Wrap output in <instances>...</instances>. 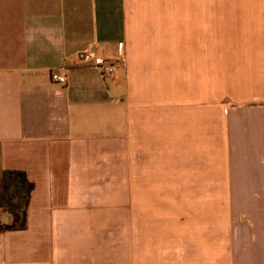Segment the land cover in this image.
Instances as JSON below:
<instances>
[{
  "label": "crops",
  "instance_id": "obj_1",
  "mask_svg": "<svg viewBox=\"0 0 264 264\" xmlns=\"http://www.w3.org/2000/svg\"><path fill=\"white\" fill-rule=\"evenodd\" d=\"M223 97L226 261L264 264V0H0V264H221Z\"/></svg>",
  "mask_w": 264,
  "mask_h": 264
},
{
  "label": "rangeland",
  "instance_id": "obj_2",
  "mask_svg": "<svg viewBox=\"0 0 264 264\" xmlns=\"http://www.w3.org/2000/svg\"><path fill=\"white\" fill-rule=\"evenodd\" d=\"M224 0H221V2ZM233 105L232 99L229 97H223L221 99L220 104V125H221V149H220V158H219V165H220V195H221V202H220V263L221 264H227V255H226V243H227V187L225 185L226 177H227V154L225 152V116L230 108V106ZM233 107V106H232ZM190 173V172H188ZM200 171L198 172V174ZM201 174H205L203 171H201ZM186 190L187 195V201L186 206L188 210V214L194 213L196 209H199L201 203H203V194L209 195V191H206V187H203L201 185L198 186H187V188L184 187ZM205 190V191H204ZM195 197V198H194ZM12 204H20L18 199L12 198L11 200ZM156 232H155V238L162 236L165 233V229L163 227L162 223H157L156 225ZM173 250H168L165 252V255L171 256L172 264H176V261L179 263L178 257L176 256V252Z\"/></svg>",
  "mask_w": 264,
  "mask_h": 264
},
{
  "label": "trees",
  "instance_id": "obj_3",
  "mask_svg": "<svg viewBox=\"0 0 264 264\" xmlns=\"http://www.w3.org/2000/svg\"><path fill=\"white\" fill-rule=\"evenodd\" d=\"M32 189V184L27 181L25 174L21 171H12V170H3L2 171V190L4 193L16 194L18 201L20 204H12L11 202H7L5 199L4 204L11 212H13L16 216L19 215V209L25 202L29 200L30 191ZM15 196V195H14ZM24 210V209H23ZM20 218V217H19ZM18 219V218H17ZM24 219L22 216L21 220Z\"/></svg>",
  "mask_w": 264,
  "mask_h": 264
},
{
  "label": "built area",
  "instance_id": "obj_4",
  "mask_svg": "<svg viewBox=\"0 0 264 264\" xmlns=\"http://www.w3.org/2000/svg\"><path fill=\"white\" fill-rule=\"evenodd\" d=\"M78 58L81 59H94V65L97 67L102 75V77L107 78L113 75L114 72V66L110 64H103L95 59L94 53L89 50L85 49L83 51L78 52L77 54ZM51 80L59 82V83H65L66 78L63 75H60L58 73H51Z\"/></svg>",
  "mask_w": 264,
  "mask_h": 264
}]
</instances>
